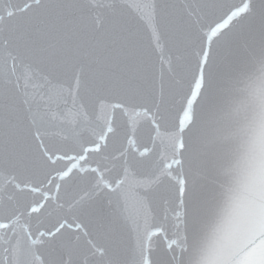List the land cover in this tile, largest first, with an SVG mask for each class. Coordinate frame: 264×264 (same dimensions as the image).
Instances as JSON below:
<instances>
[{"label": "snow or ice", "instance_id": "6c2138e0", "mask_svg": "<svg viewBox=\"0 0 264 264\" xmlns=\"http://www.w3.org/2000/svg\"><path fill=\"white\" fill-rule=\"evenodd\" d=\"M0 264H264V0H0Z\"/></svg>", "mask_w": 264, "mask_h": 264}, {"label": "water", "instance_id": "95a60500", "mask_svg": "<svg viewBox=\"0 0 264 264\" xmlns=\"http://www.w3.org/2000/svg\"><path fill=\"white\" fill-rule=\"evenodd\" d=\"M130 3H138L140 0H129ZM143 117L138 115L136 112H129L126 116L121 118V124L127 125L129 130L131 131L132 128L137 127L138 124L142 121ZM138 136H146L147 130L144 127H141L139 132L137 133ZM165 134L161 133V137L163 138ZM159 143V141H158Z\"/></svg>", "mask_w": 264, "mask_h": 264}]
</instances>
